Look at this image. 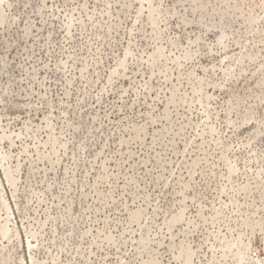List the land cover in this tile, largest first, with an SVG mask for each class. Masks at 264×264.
Instances as JSON below:
<instances>
[{
	"label": "rangeland",
	"instance_id": "rangeland-1",
	"mask_svg": "<svg viewBox=\"0 0 264 264\" xmlns=\"http://www.w3.org/2000/svg\"><path fill=\"white\" fill-rule=\"evenodd\" d=\"M0 264H264V0H0Z\"/></svg>",
	"mask_w": 264,
	"mask_h": 264
},
{
	"label": "bare ground",
	"instance_id": "bare-ground-1",
	"mask_svg": "<svg viewBox=\"0 0 264 264\" xmlns=\"http://www.w3.org/2000/svg\"><path fill=\"white\" fill-rule=\"evenodd\" d=\"M4 21V20H3ZM6 219V218H5ZM5 232V231H4Z\"/></svg>",
	"mask_w": 264,
	"mask_h": 264
}]
</instances>
